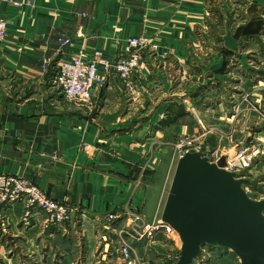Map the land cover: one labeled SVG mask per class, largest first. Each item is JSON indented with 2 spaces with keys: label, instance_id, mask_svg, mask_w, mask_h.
<instances>
[{
  "label": "crops",
  "instance_id": "obj_1",
  "mask_svg": "<svg viewBox=\"0 0 264 264\" xmlns=\"http://www.w3.org/2000/svg\"><path fill=\"white\" fill-rule=\"evenodd\" d=\"M17 1L0 0L8 22L0 43V173L31 179L74 212L46 230L38 214L22 222L24 204L11 206L0 264L116 262L129 222L107 215L137 208L149 221L162 218L181 137L202 135L203 152L219 148L228 160L260 148L239 175L248 195L264 200V119L242 102L250 93L264 110V51L256 50L264 49V0ZM129 36L160 46L142 52L133 95L115 74L96 87L91 105L71 104L54 87L63 38L71 39L66 55L100 48L118 60ZM177 235L126 240L141 264H177Z\"/></svg>",
  "mask_w": 264,
  "mask_h": 264
},
{
  "label": "built area",
  "instance_id": "obj_2",
  "mask_svg": "<svg viewBox=\"0 0 264 264\" xmlns=\"http://www.w3.org/2000/svg\"><path fill=\"white\" fill-rule=\"evenodd\" d=\"M8 3L21 5L17 0H6ZM8 35V22L0 17V43L5 41ZM127 55L118 60H110L100 49L91 52L81 49L70 55L65 50L71 44L70 38L61 40L58 49L59 61L56 64V72L53 78V85L63 95L64 99L74 105H91V101L98 85L105 82V79L115 74L125 84L131 95L136 92V84L133 76L142 63V52L150 50L153 53H160V46L147 36H129L125 39ZM49 64L46 61L45 66ZM45 71V68L43 69ZM242 102L246 104L249 111L259 114L264 119L262 110L253 100L250 93L242 94ZM202 135L186 136L178 139L175 147L179 158L187 152H195L201 149ZM203 151V150H202ZM260 148L239 149L232 160H228L226 170L239 174L241 170L253 166V159L260 154ZM222 156L219 148L208 153L212 162H216ZM24 204V212L21 218L25 225H28L34 215L42 218L43 229H51L62 226L73 219L74 209L69 204L49 196L46 191L37 183L23 176L0 173V237L10 233V219L8 209L17 204ZM37 212V213H36ZM110 221H128L129 225L121 228L125 237L120 242L119 257L113 264H141L133 256V248L127 242V237L138 242H155L160 234L167 239H174L177 231L170 225L164 223L161 218L152 221L146 219L145 215L137 208H123L118 213H109ZM127 227V228H126ZM219 254L210 249L201 251L197 264H209L211 258ZM221 255V254H220ZM180 257V249L172 256L175 262Z\"/></svg>",
  "mask_w": 264,
  "mask_h": 264
},
{
  "label": "water",
  "instance_id": "obj_3",
  "mask_svg": "<svg viewBox=\"0 0 264 264\" xmlns=\"http://www.w3.org/2000/svg\"><path fill=\"white\" fill-rule=\"evenodd\" d=\"M212 162L202 150L178 160L162 221L182 241L177 264H194L205 246L230 250L242 264H264V200L250 197L246 181Z\"/></svg>",
  "mask_w": 264,
  "mask_h": 264
},
{
  "label": "rangeland",
  "instance_id": "obj_4",
  "mask_svg": "<svg viewBox=\"0 0 264 264\" xmlns=\"http://www.w3.org/2000/svg\"><path fill=\"white\" fill-rule=\"evenodd\" d=\"M255 44H256V42L253 41V48L255 47ZM256 48H257L256 50H258V52L264 51V49L261 47L260 43H258V47H256ZM178 159H179V152H178ZM161 209H163V208H161ZM154 210H155V208H146L145 209V211L147 213H151L152 216L154 214ZM157 211H158V208H157ZM208 263L209 264H240L239 261L236 259L235 255H233L230 250H225V253H223V255L219 254V257H218V255H216V257L213 256L211 258V260L208 261Z\"/></svg>",
  "mask_w": 264,
  "mask_h": 264
}]
</instances>
